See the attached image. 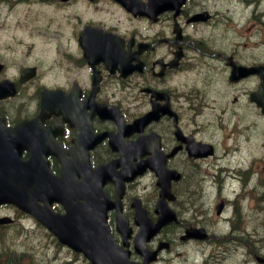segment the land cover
<instances>
[{
  "label": "flooded vegetation",
  "instance_id": "af4514ba",
  "mask_svg": "<svg viewBox=\"0 0 264 264\" xmlns=\"http://www.w3.org/2000/svg\"><path fill=\"white\" fill-rule=\"evenodd\" d=\"M80 1H108L124 15L84 22L77 15L76 30L70 29L66 41L43 59L45 65L18 64L0 53L3 155L13 162H46L52 176L63 173L80 182L88 168L110 164L114 176L127 163H163L176 177L166 200L174 220L146 243L149 250L158 249L150 264H210L211 258L226 255H218L214 245L226 246L239 232L244 178L260 176L238 151L246 138L259 139L252 129L246 134L251 127L246 118L253 116L254 125L264 121L260 108L249 100L260 77L252 73L238 78V68L264 71V0H184L155 16L132 15L114 0H67L63 5ZM85 27L87 42L81 40ZM103 34L112 35L104 37L105 54L96 45ZM44 89L49 92L46 100ZM42 103L47 109L42 110ZM118 112L127 125L122 135L125 156L109 139L118 133ZM233 134L235 143L223 148L222 141ZM123 186L121 215L130 230L124 247L116 210L107 212V224L118 246L128 250L129 260L142 264L134 249L138 227L132 204L139 201L156 222V176L146 168ZM103 188L114 200L116 183L109 181ZM256 201H262V194ZM52 207L62 212L58 204ZM7 214L15 223L23 217L11 206L0 205V216ZM219 224L227 228L222 242L214 241L216 234L210 230ZM236 237L242 245L241 236ZM259 254L255 251L250 258Z\"/></svg>",
  "mask_w": 264,
  "mask_h": 264
},
{
  "label": "water",
  "instance_id": "95a60500",
  "mask_svg": "<svg viewBox=\"0 0 264 264\" xmlns=\"http://www.w3.org/2000/svg\"><path fill=\"white\" fill-rule=\"evenodd\" d=\"M116 1L134 15L155 16L165 10L179 7L184 0H147L145 4L140 0ZM106 35L109 34H104L100 43L96 44L100 45V53L103 54H105L107 44L104 38ZM110 36L112 35L107 37ZM87 39L88 34L85 31L81 40L87 42ZM114 61L121 67L122 59L118 55ZM252 71L247 70V73ZM263 89L264 78L262 74L258 91L251 95V99L262 108L264 113ZM42 95L44 98L45 92H42ZM121 126V122H119L120 133H123L124 130ZM121 138L122 136L118 134L113 138V143L120 145ZM118 149L125 153L127 146L123 145ZM34 161L35 159L27 163H12L6 162L4 157H0V205L11 204L32 215L57 238L60 244L67 246L74 252L82 253L91 264H130L128 253L116 245L105 222L106 212L116 203L120 206L117 200L110 202L103 191V185L113 177L114 167L109 164L94 171L88 168L85 180L79 183L75 180L69 182L63 173L60 177H54L47 172L46 163L43 164L42 171V164ZM147 167L154 170L159 178L157 185L163 189L167 188L161 183L165 171L163 163H138L116 173V178L120 180V183H116L118 187L117 198L121 197L123 190L121 181L131 180ZM36 170L38 171L37 174L34 172ZM165 196L166 193L162 192L161 197ZM54 202L63 207L64 213L53 212L51 205ZM166 211L169 213L160 202L157 209L160 216L159 221L154 225L149 222L141 223V230L136 238V242L140 246L144 247V243L167 222L164 216ZM140 214L137 209V216ZM11 221L9 217L0 218V224H8ZM118 230L122 233L128 231L122 224H118ZM152 259L153 257L147 255L145 262L147 263ZM258 261L264 262L263 259H258Z\"/></svg>",
  "mask_w": 264,
  "mask_h": 264
},
{
  "label": "rangeland",
  "instance_id": "374dc122",
  "mask_svg": "<svg viewBox=\"0 0 264 264\" xmlns=\"http://www.w3.org/2000/svg\"><path fill=\"white\" fill-rule=\"evenodd\" d=\"M77 15L84 22L88 19L100 18V15L111 17V15L124 14L116 5L108 1H102L97 5L80 1L75 5L64 6L59 0H0V53L5 56L2 59L16 60L18 64L39 61L45 65L46 62L43 59H46L47 55L54 54L55 47L60 41L62 43L66 41L70 29L76 30L79 23ZM118 18L121 19L120 16ZM31 42L32 49H27V45ZM12 47L15 49L14 53H11ZM246 119L247 124L250 123L252 127L247 129L246 134L250 135L254 130L259 139L257 136L252 139L246 138L241 144V150L238 151L243 154L247 162L255 157L250 160V163L252 162L253 169L257 170V173L260 171L258 180L261 184L258 185L257 182L255 186V177L254 182L243 186L246 189L243 191V196H239L242 199L239 211L240 223L237 224L240 225L239 232L232 234L235 238L226 246L214 245L218 255L222 251H225L226 255L211 258L210 264H259L250 258L254 250L260 253L259 256L264 257V121L262 124L254 125L253 116ZM256 127L257 130L254 129ZM228 134L230 133L224 132V135ZM236 136L237 134H233L232 138H225L222 141V147L226 148L227 144H234ZM216 138L221 139V135L217 134ZM246 161H244L245 166ZM250 176L252 177V174ZM257 194L263 195L262 201L256 202ZM149 198L152 200L153 192L150 193ZM213 200H210L211 204ZM6 212L10 213L12 209ZM229 216H232V212ZM25 224L27 226L24 229L28 232L17 234V227L8 229L6 232L10 236L5 238L4 242L0 240L1 246L11 245L14 249L19 248V253L25 252L30 255V261L23 264H44L51 263L53 260H56L54 264H65L69 256L66 249L57 247L44 238L42 230L35 225L33 219L25 221ZM210 230L216 234L214 241H224L222 237L225 236L227 228H224L223 224L210 226ZM237 234L242 238V245L236 237ZM238 248L241 249L238 250Z\"/></svg>",
  "mask_w": 264,
  "mask_h": 264
},
{
  "label": "trees",
  "instance_id": "16d2710c",
  "mask_svg": "<svg viewBox=\"0 0 264 264\" xmlns=\"http://www.w3.org/2000/svg\"><path fill=\"white\" fill-rule=\"evenodd\" d=\"M5 235H7V232L5 233ZM5 235H4V233H2L0 231V240L1 241H3V240L5 241V238H6ZM9 243H10V241H9ZM53 244H56L55 240L53 241ZM19 250H20L19 248L14 249V247L11 245L1 246V244H0V264H23L25 262L30 261L31 256L27 255L25 252L19 253L18 252ZM72 256L73 257H71V258L73 259V261H76V262H78L77 264H80L79 260L78 261L76 260L78 255L72 254ZM44 264H51V263H44ZM81 264H89V263H81Z\"/></svg>",
  "mask_w": 264,
  "mask_h": 264
},
{
  "label": "bare ground",
  "instance_id": "6f19581e",
  "mask_svg": "<svg viewBox=\"0 0 264 264\" xmlns=\"http://www.w3.org/2000/svg\"><path fill=\"white\" fill-rule=\"evenodd\" d=\"M4 242V241H3Z\"/></svg>",
  "mask_w": 264,
  "mask_h": 264
}]
</instances>
